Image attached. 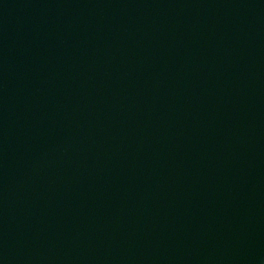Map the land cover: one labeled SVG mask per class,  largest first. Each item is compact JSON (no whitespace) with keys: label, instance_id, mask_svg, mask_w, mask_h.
<instances>
[{"label":"water","instance_id":"95a60500","mask_svg":"<svg viewBox=\"0 0 264 264\" xmlns=\"http://www.w3.org/2000/svg\"><path fill=\"white\" fill-rule=\"evenodd\" d=\"M0 264H264V0H0Z\"/></svg>","mask_w":264,"mask_h":264}]
</instances>
